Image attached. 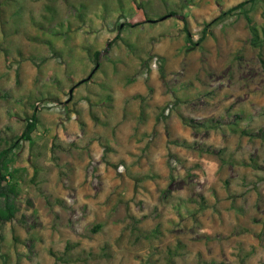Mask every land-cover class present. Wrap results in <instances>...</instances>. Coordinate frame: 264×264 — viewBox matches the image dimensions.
I'll return each mask as SVG.
<instances>
[{
	"label": "rangeland",
	"instance_id": "374dc122",
	"mask_svg": "<svg viewBox=\"0 0 264 264\" xmlns=\"http://www.w3.org/2000/svg\"><path fill=\"white\" fill-rule=\"evenodd\" d=\"M242 1L0 0V151L37 122L9 156L36 217L1 226L0 264H264V0L255 45L222 15Z\"/></svg>",
	"mask_w": 264,
	"mask_h": 264
},
{
	"label": "trees",
	"instance_id": "16d2710c",
	"mask_svg": "<svg viewBox=\"0 0 264 264\" xmlns=\"http://www.w3.org/2000/svg\"><path fill=\"white\" fill-rule=\"evenodd\" d=\"M255 2V0H245L237 5L229 8L227 11L223 12V16H232L238 14L239 11L242 12L249 31L252 35L251 43L253 45L256 44V40L258 37L257 29L253 25V22L248 16V5H252ZM250 8V7H249ZM174 16V14H173ZM138 24V23H137ZM133 26V25H129ZM202 38V37H201ZM98 53H95V56H97ZM217 123V122H216ZM36 113L34 112L32 116L27 120L24 131L20 135V137L11 144L8 149L1 150L0 151V228L2 225L6 223H10L14 220L17 221L22 227H25L27 224L25 221H27L28 218L36 217V213L32 212L29 216H25L24 214L20 215V219H17L18 214L20 213V207H21V196H20V182L21 177H19V169H10V153L14 152L15 149L18 147L19 143L21 141L31 143L32 142V133L35 131L36 128ZM185 125L190 128L198 127V123L187 120L185 122ZM218 124H211L210 126L216 127ZM243 135H249L242 131ZM257 136V135H254ZM172 144L176 146H181L185 148H191L193 150H196L200 153L204 154H218V152H215L210 147H201L196 146L193 144H187L185 141H178L175 140L172 142ZM100 229V225H97L93 232Z\"/></svg>",
	"mask_w": 264,
	"mask_h": 264
}]
</instances>
